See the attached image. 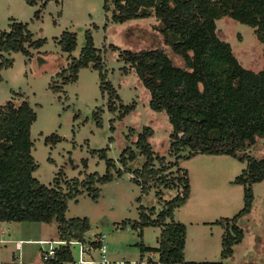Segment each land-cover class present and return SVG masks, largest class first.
<instances>
[{
    "label": "rangeland",
    "instance_id": "obj_1",
    "mask_svg": "<svg viewBox=\"0 0 264 264\" xmlns=\"http://www.w3.org/2000/svg\"><path fill=\"white\" fill-rule=\"evenodd\" d=\"M40 4L32 6L24 0H0V30L8 31L11 20H17L27 24L34 38L45 39L42 46L31 49V56L11 53L12 66L0 71V105L8 100L18 104L25 98L36 112L30 132L31 152L38 164L33 175L47 185L52 184L59 170L63 171V178H82L85 172L106 173L104 160L91 155V149L108 147L107 155L115 159L116 167L121 166L117 160L125 147L129 146L138 153L135 140L145 125L153 128L149 138L153 150L164 155L168 162L174 161L169 155L171 125L165 112L150 108L148 89L131 67L124 71L119 50L110 48V44L131 50L159 48L171 58L174 66L185 68L184 58L165 42L161 32L160 13L164 7H177L183 11L196 9L195 23L198 25L202 24L204 17L212 20V33L218 41L210 39L198 59L201 74L217 86L220 103L226 105L233 99L237 104L235 109L242 106L236 102V97L226 95L227 89L228 93L236 95L235 90H229L233 84L226 75L234 59L242 68L255 73L264 67V41L258 38L256 27L242 21L245 15H241L247 10L249 16L258 19L259 11H264V2L259 0H108L107 11L103 8L104 0H51L45 8H40L36 17L34 11ZM128 12L136 17L122 22L113 19ZM65 29L76 35V47L70 53L63 51L57 42ZM87 30L91 32L94 46L101 52L107 80L124 104L135 103V109L123 118H118V110L113 113L107 109V95H102L100 90V71L91 63L81 68L77 79L65 84L63 91L50 88L53 82L61 84L57 73L66 68L73 57L80 55ZM172 35L177 38L172 36L170 40L180 39L175 33ZM189 53L192 54V50ZM99 108L103 109L100 126L95 117ZM111 119H114L113 130L110 128ZM51 133L59 135L54 144L45 142V137ZM246 152L263 157L264 137H257ZM143 160L138 154L129 167H140ZM179 166L187 171L192 185L189 199L175 215L176 219L185 221L188 229L184 259L218 261L223 230L211 221L232 216L242 207V186L232 181L244 168L245 161L229 154L198 153L181 158ZM167 172L173 177L177 169L173 167ZM99 187L97 199L86 191L69 199L65 217L89 219L86 240L99 233L106 234L109 260L106 264H144L148 256L156 262L158 253L151 251L141 256L137 243L142 241L146 246L156 247L159 227L145 226L140 236L139 230L132 225L139 217L140 205L145 209L154 208L155 212L160 208L156 196L158 190L163 199L171 198L176 190L152 183L148 193L138 201L140 186L132 180L129 172L115 176ZM253 196L251 211L240 222L244 238L234 245L233 254L224 260V264H264V180L253 184ZM57 239L56 221L4 222L0 224V264H45L42 254L48 250L49 243H40L39 240ZM72 252L77 258V246H72ZM86 258L97 260L99 253L93 250Z\"/></svg>",
    "mask_w": 264,
    "mask_h": 264
},
{
    "label": "trees",
    "instance_id": "obj_2",
    "mask_svg": "<svg viewBox=\"0 0 264 264\" xmlns=\"http://www.w3.org/2000/svg\"><path fill=\"white\" fill-rule=\"evenodd\" d=\"M24 1L32 6L41 2L40 7L34 11V15L38 17L40 10L51 0ZM107 2L108 0H104L105 11L108 10ZM162 10L161 32L165 42L184 58L185 68L174 66L171 58L159 48L119 49L114 44H110V48L119 50L118 56L124 62V71L131 67L148 89L150 108L165 112L171 125L169 155L174 157V161L168 162L164 155L153 150L149 141L153 128L145 125L135 140L138 153L129 146L125 147L117 160L121 166L116 167L115 159L107 155L108 147L91 149V155H97L104 160L106 173L85 172L82 178H63L64 173L59 170L53 177L52 184L47 185L33 175L38 164L31 152L33 142L30 132L31 125L36 120V112L25 98L18 104L8 100L0 105V222L56 221L58 239L83 240L90 228L89 219L66 218L68 200L84 191L97 199L100 194L99 185L129 172L132 180L140 186L141 195L138 201L143 194L148 193L152 183L176 190V194L169 199L161 198V191L158 190L156 196L161 206L157 212L154 208L145 209L140 205L139 217L133 222L132 227L139 230L140 236L145 226L160 227L156 247L146 246L142 241L137 243L141 256L151 251L158 253L157 262H153L148 256L147 264H224V260L233 254L234 245L244 238L240 222L251 211L253 184L264 180V156L255 157L246 152L256 142L257 137H264V67L259 73H255L242 68L234 59L226 72L233 86L226 88L235 90L236 95L228 93V89L226 95L230 98L236 97V102L242 103V106L235 109L237 104L233 99L226 105L220 103L217 86L201 74L198 59L200 52L206 50L210 39L218 41L212 33V20L204 17L202 24L198 25L195 23L194 8L183 11L177 7H164ZM241 15H245L242 21L256 27L258 38L264 41V11H259L258 19L249 16L247 10ZM133 17L136 15L128 12L114 16L113 19L122 22ZM9 26L8 31L0 30V71L12 66L11 53L20 52L31 56V49L39 48L45 41L43 38H34L27 24L22 21L11 20ZM171 32L180 39L170 40L173 36ZM57 42L63 51L70 53L76 47V35L65 29ZM190 50L192 54L189 53ZM90 63L100 71V90L102 95H107V109L113 113L118 110V118L133 111L135 103L124 104L115 87L107 80L103 72L101 52L94 46L89 30L85 32V44L80 55L73 57L67 67L57 73L61 84L53 82L50 88L57 92L63 91V86L75 81L79 70L88 67ZM102 110L99 108L95 112L99 126L102 125ZM113 120L111 119L110 124L112 130ZM58 138L59 135L51 133L45 137V142L51 141L54 144ZM198 153L229 154L245 161L244 168L232 181L242 186V207L232 216H221L211 222L220 225L223 230L218 261L185 260L186 225L174 220L175 209L184 205L190 195L187 171L179 166V160ZM138 154L143 156V163L140 167L131 169L129 163ZM83 161L86 164V160ZM173 167H176L177 173L169 177L170 173L166 171ZM42 260L45 264H73L75 258L69 245H59L54 256Z\"/></svg>",
    "mask_w": 264,
    "mask_h": 264
},
{
    "label": "built area",
    "instance_id": "obj_3",
    "mask_svg": "<svg viewBox=\"0 0 264 264\" xmlns=\"http://www.w3.org/2000/svg\"><path fill=\"white\" fill-rule=\"evenodd\" d=\"M105 238H106L105 233H99L96 234L91 240H86V238L83 240L70 238V239H57L53 241L39 240V242L49 243L48 250L43 251L42 254L43 259L54 256L55 251L59 245H69L71 248L72 246H77L78 255L77 258H75L73 264H82V263L106 264L109 262V260L107 259L106 256L107 245L105 242ZM54 243L57 245H53ZM19 247L20 246L18 245V248ZM93 250H96L99 253V258L97 260L86 258L87 255L88 256L91 255V252ZM144 264H147V261Z\"/></svg>",
    "mask_w": 264,
    "mask_h": 264
},
{
    "label": "crops",
    "instance_id": "obj_4",
    "mask_svg": "<svg viewBox=\"0 0 264 264\" xmlns=\"http://www.w3.org/2000/svg\"><path fill=\"white\" fill-rule=\"evenodd\" d=\"M190 182V181H189ZM191 191H192V185L190 184V194H191ZM189 197H190V195H189ZM189 199V198H188ZM187 202V201H186ZM178 209V208H177ZM177 209H175V211H174V220H176V221H181V222H185V221H182L181 219H176V217H175V215H176V212H177ZM214 221V220H213ZM197 222V221H196ZM199 222V221H198ZM212 222V221H211ZM0 224H4V222H2V223H0ZM185 224V223H184ZM158 227V226H157ZM159 229H160V227H159ZM187 236H188V229H187V227H186V239H185V247H184V249L186 248V245H187ZM158 245V244H157Z\"/></svg>",
    "mask_w": 264,
    "mask_h": 264
}]
</instances>
